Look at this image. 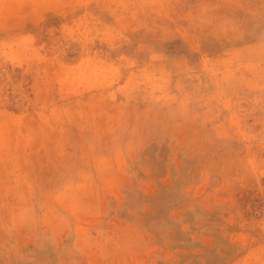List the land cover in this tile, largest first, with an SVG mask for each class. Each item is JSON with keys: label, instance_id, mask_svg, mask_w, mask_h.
Returning <instances> with one entry per match:
<instances>
[{"label": "rangeland", "instance_id": "rangeland-1", "mask_svg": "<svg viewBox=\"0 0 264 264\" xmlns=\"http://www.w3.org/2000/svg\"><path fill=\"white\" fill-rule=\"evenodd\" d=\"M0 264H264V0H0Z\"/></svg>", "mask_w": 264, "mask_h": 264}]
</instances>
